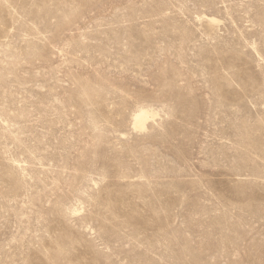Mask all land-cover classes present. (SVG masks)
<instances>
[{"label":"rangeland","instance_id":"374dc122","mask_svg":"<svg viewBox=\"0 0 264 264\" xmlns=\"http://www.w3.org/2000/svg\"><path fill=\"white\" fill-rule=\"evenodd\" d=\"M0 264H264V0H0Z\"/></svg>","mask_w":264,"mask_h":264},{"label":"bare ground","instance_id":"6f19581e","mask_svg":"<svg viewBox=\"0 0 264 264\" xmlns=\"http://www.w3.org/2000/svg\"><path fill=\"white\" fill-rule=\"evenodd\" d=\"M147 118V112L146 111H141L139 112L135 117H134V125L138 128H143L144 127V122Z\"/></svg>","mask_w":264,"mask_h":264}]
</instances>
